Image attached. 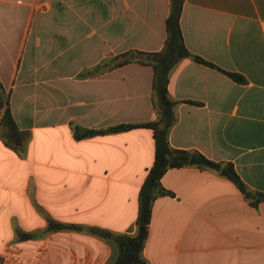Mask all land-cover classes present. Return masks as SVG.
I'll use <instances>...</instances> for the list:
<instances>
[{"label":"crops","instance_id":"0c3cea01","mask_svg":"<svg viewBox=\"0 0 264 264\" xmlns=\"http://www.w3.org/2000/svg\"><path fill=\"white\" fill-rule=\"evenodd\" d=\"M169 4L0 0V120L8 101L18 130L29 133L22 155L0 139V264H111L110 243L50 230V221L136 238L152 130L77 140L71 124L98 130L158 119L152 68L108 64L161 51ZM179 25L187 50L215 68L185 59L171 74L170 146L221 171L230 165L264 193V0H184ZM221 171L188 166L162 176L145 264H264V201L251 205Z\"/></svg>","mask_w":264,"mask_h":264},{"label":"trees","instance_id":"16d2710c","mask_svg":"<svg viewBox=\"0 0 264 264\" xmlns=\"http://www.w3.org/2000/svg\"><path fill=\"white\" fill-rule=\"evenodd\" d=\"M183 1L184 0H170L169 13L165 21L166 39L161 51L155 53L133 52L122 54L111 59V63L108 64L109 69L117 68L129 63H138L152 68V103L158 112V119L149 123L121 124L98 130L84 129L78 125L71 124L77 140L107 134H117L138 128H148L153 132L154 162L149 169L138 194L136 238L115 235L100 229H85L77 225L64 226L51 221L49 222L50 230L68 229L74 231H86L110 243L113 249L111 264H145L140 257V251L148 234L151 207L158 197L166 194L160 184V180L169 169L190 166L189 158L192 154L201 157L207 163V167L196 166L197 168L212 170L215 172L221 171L222 168L221 164L208 161L196 153L173 149L168 141L170 129L175 123L172 110L176 104L170 99L167 92V85L171 74L177 65L185 59H191L199 64L215 68L201 58L192 55L184 45L179 25ZM220 72L238 84L245 83L244 79L239 75L221 70ZM2 94L3 91L0 84V95ZM167 112L168 114H165ZM0 139L19 155L23 154L26 143L29 140V133L20 132L18 130L10 114L8 101L5 102V109L0 120ZM224 169L227 172L225 177L236 186L245 199L251 200V205H256L257 203L264 201V193H254L250 191L235 174L232 166L227 165ZM136 239L140 240L137 245H135Z\"/></svg>","mask_w":264,"mask_h":264},{"label":"water","instance_id":"95a60500","mask_svg":"<svg viewBox=\"0 0 264 264\" xmlns=\"http://www.w3.org/2000/svg\"><path fill=\"white\" fill-rule=\"evenodd\" d=\"M165 114H168L165 113ZM189 165L190 166H202V167H207V163L204 161V159H202L201 157L195 155V154H192L189 158ZM221 174L222 175H226V171L225 170H222L221 171ZM139 243V240L137 239L136 242H135V245Z\"/></svg>","mask_w":264,"mask_h":264}]
</instances>
